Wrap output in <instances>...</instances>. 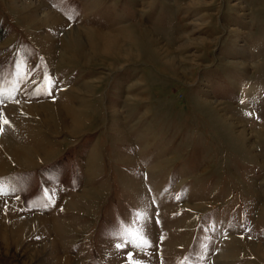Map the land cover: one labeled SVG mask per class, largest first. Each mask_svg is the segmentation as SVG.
Returning a JSON list of instances; mask_svg holds the SVG:
<instances>
[{
	"label": "rangeland",
	"instance_id": "1",
	"mask_svg": "<svg viewBox=\"0 0 264 264\" xmlns=\"http://www.w3.org/2000/svg\"><path fill=\"white\" fill-rule=\"evenodd\" d=\"M0 27V264H264V0H0ZM137 213L151 246L118 250Z\"/></svg>",
	"mask_w": 264,
	"mask_h": 264
},
{
	"label": "snow or ice",
	"instance_id": "2",
	"mask_svg": "<svg viewBox=\"0 0 264 264\" xmlns=\"http://www.w3.org/2000/svg\"><path fill=\"white\" fill-rule=\"evenodd\" d=\"M3 96V92H0V97ZM14 99V98H13ZM3 104V99H0V105ZM8 125L11 127L10 122L5 118L4 114L0 112V135L3 134L4 126ZM9 193L5 191L2 182H0V198L8 195ZM141 220V214L137 213L134 218V224L125 227L123 222H121L120 227L113 231L112 238L117 239L120 243L116 244L118 250H122L125 247L131 246L139 251H144L146 248L150 247V241L147 238V221L146 219L139 224V227L135 226V221ZM129 264H141L138 260H133L132 254L129 253Z\"/></svg>",
	"mask_w": 264,
	"mask_h": 264
},
{
	"label": "trees",
	"instance_id": "3",
	"mask_svg": "<svg viewBox=\"0 0 264 264\" xmlns=\"http://www.w3.org/2000/svg\"><path fill=\"white\" fill-rule=\"evenodd\" d=\"M3 35H5V31H3V30L1 29V27H0V38H1Z\"/></svg>",
	"mask_w": 264,
	"mask_h": 264
},
{
	"label": "bare ground",
	"instance_id": "4",
	"mask_svg": "<svg viewBox=\"0 0 264 264\" xmlns=\"http://www.w3.org/2000/svg\"><path fill=\"white\" fill-rule=\"evenodd\" d=\"M14 149V148H13ZM18 152H20V151H18ZM17 156V155H16Z\"/></svg>",
	"mask_w": 264,
	"mask_h": 264
}]
</instances>
